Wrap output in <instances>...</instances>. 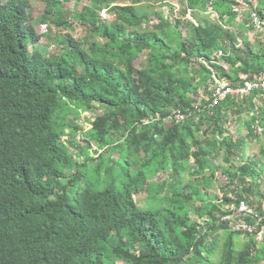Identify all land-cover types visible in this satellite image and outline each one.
<instances>
[{
    "label": "trees",
    "instance_id": "1",
    "mask_svg": "<svg viewBox=\"0 0 264 264\" xmlns=\"http://www.w3.org/2000/svg\"><path fill=\"white\" fill-rule=\"evenodd\" d=\"M39 1L44 34L32 0H0V264H263L264 241L221 219L256 207L243 149L264 99L208 104L215 74L264 75V36L239 19L264 0Z\"/></svg>",
    "mask_w": 264,
    "mask_h": 264
},
{
    "label": "built area",
    "instance_id": "2",
    "mask_svg": "<svg viewBox=\"0 0 264 264\" xmlns=\"http://www.w3.org/2000/svg\"><path fill=\"white\" fill-rule=\"evenodd\" d=\"M244 13L248 14L250 24L249 26L252 28L255 35L262 38L264 36V12L261 13L258 10V4L253 3L252 1L244 2L243 8L240 11L239 19H244ZM223 55L222 52L219 53V58ZM226 68V67H225ZM227 69V68H226ZM228 70V69H227ZM215 84L211 90V101L208 104V109L212 113L218 105H220L223 101L228 100L229 98H246L252 94H256L255 103L259 104L258 97L260 99H264V75L257 79H246L242 83H235L228 79H219L217 75H214ZM188 119V116L183 114L180 111H174L171 115L165 119V121H173L178 124L184 123ZM225 129L227 130V134L233 135L236 132L237 125L233 120V117L228 116L226 121ZM259 135L263 134L264 129L258 128ZM234 207H231L233 209ZM229 209V207H227ZM262 211L264 212V202L262 204ZM250 216L251 214L258 218L253 224L246 223L244 221H239L235 224L234 229L238 231H242L244 233L250 235H256L257 241L264 240V224L259 217V214H256L245 202H242L237 210L238 215ZM230 216L228 219L232 218Z\"/></svg>",
    "mask_w": 264,
    "mask_h": 264
},
{
    "label": "rangeland",
    "instance_id": "3",
    "mask_svg": "<svg viewBox=\"0 0 264 264\" xmlns=\"http://www.w3.org/2000/svg\"><path fill=\"white\" fill-rule=\"evenodd\" d=\"M177 2L174 1L173 4L176 5V11L177 13H179V9H180V6L176 4ZM86 3H83V5H78V9L79 10H82V7L85 5ZM66 8L70 11L73 12L74 8H75V4L72 2V3H67L66 5ZM44 10V6L43 4L39 1V0H32V9L30 11V23L35 27V31L37 32V34H44L45 32L48 31V27L45 26V25H42L40 23H38L37 18L38 16H40L42 14ZM170 11V10H169ZM166 12H168V10H166ZM102 17L105 21H110L111 20V15L107 12H103L102 13ZM214 17V16H213ZM34 20V21H33ZM51 30H55V27H52V29L50 28L49 31ZM70 31H66L65 33H69ZM75 35L76 36H83L86 35V32L82 31V29L79 27L77 28L76 32H75ZM251 35H252V42L257 46L259 47L260 45V37H258L257 35L253 34V32H251ZM39 43L41 45L43 44H47L49 45V49L48 51L50 53H53L55 50H56V45H54L49 39L48 37L44 36L42 38L39 39ZM259 45V46H258ZM85 118V115H83V119ZM81 119L80 122L83 124V127H84V130H89L91 128V126H84L85 124L83 123L84 120ZM255 130L257 132H259L258 130V127L255 128ZM261 137H259L258 135L256 136L255 139H259ZM69 140V139H68ZM245 144H246V150H244L245 152V156L247 159H250V161H254L257 160V161H254V163H250L251 166L254 168V170H258V172L260 173V176H261V179L255 181L254 184H252V188L255 189V197L252 196L251 198L253 199V203L254 205L256 206L257 204L261 203V201L264 199L262 198V195L264 196V156L262 155V148L264 147V137L262 138V140L259 142V143H256L254 144L253 143V140L250 139V138H246L245 139ZM93 149H96V147L94 146ZM115 157H118V155H114ZM193 161V160H192ZM239 163H242L241 159L238 160ZM219 178V175L216 177V179L218 180ZM220 183H223V181H220ZM217 187L215 188H212L210 189V194L213 195V196H216L218 199L223 197V194L224 192L220 189V186L217 184L216 185ZM229 196L233 197V194L231 193ZM261 196V197H260ZM137 200L141 199V203L145 202V198L146 196H141V197H138L136 196L135 197ZM140 204V202H139ZM141 205V204H140ZM192 217L194 219H196L193 215ZM117 264H122V263H117ZM264 264V263H263Z\"/></svg>",
    "mask_w": 264,
    "mask_h": 264
},
{
    "label": "clouds",
    "instance_id": "4",
    "mask_svg": "<svg viewBox=\"0 0 264 264\" xmlns=\"http://www.w3.org/2000/svg\"><path fill=\"white\" fill-rule=\"evenodd\" d=\"M177 4V3H176ZM256 98V97H255ZM224 102V101H223ZM215 110V109H214ZM210 111V110H209ZM213 111V110H212ZM227 119H228V117H227ZM186 122V121H185ZM235 125H236V123H235ZM225 126H226V122H225ZM238 127H239V125H237V129H238ZM256 127H258L259 128V126L257 125V126H255L254 127V130H255V128ZM237 129H236V132H235V134L237 133ZM226 130V129H225ZM264 132V131H263ZM255 133H257L258 134V132L255 130ZM235 134H233V135H230V136H232V137H234V135ZM258 136L259 137H261V138H259V142L262 140V138L264 137V134H262V135H259L258 134ZM193 163V162H192ZM262 198H264V196L262 195ZM242 202H245L256 214H259V217H261V220L263 221V224H264V212L262 211V204H263V202H264V199L261 201V203H259V204H257L256 205V207H253L252 205H250V203L249 202H247L246 200H244V201H240V203L239 204H237V203H235V202H232V203H227V204H225V203H223L222 205H223V210L224 211H226L227 213L228 212H230V213H228L227 215H225L224 217H223V219H221V221H227V222H231L230 223V226H232V228H233V230L234 231H237V232H241L242 234H246V235H248V236H253L254 238H255V240L257 241V239H256V235H250V234H247V233H244V232H242V231H238V230H235L234 229V226H235V224L236 223H238L239 221H244V222H246V223H249V224H253V223H255L256 221H258V218H255V216H253L252 214L250 215V216H244V215H238V216H234L235 214H237V210H238V208H239V206H240V204L242 203ZM227 207H229V209H227ZM231 207H234L233 209H231ZM232 214H233V217L232 218H230V219H228L230 216H232ZM247 218H251L252 220H253V222H250ZM264 240H262V241H257L258 243H261V242H263Z\"/></svg>",
    "mask_w": 264,
    "mask_h": 264
},
{
    "label": "bare ground",
    "instance_id": "5",
    "mask_svg": "<svg viewBox=\"0 0 264 264\" xmlns=\"http://www.w3.org/2000/svg\"><path fill=\"white\" fill-rule=\"evenodd\" d=\"M226 214H227V212H226Z\"/></svg>",
    "mask_w": 264,
    "mask_h": 264
}]
</instances>
